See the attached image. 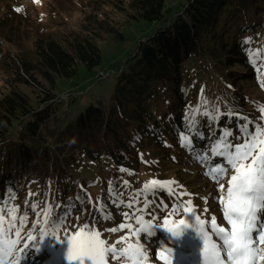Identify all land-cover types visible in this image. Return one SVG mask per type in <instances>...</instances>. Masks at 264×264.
Segmentation results:
<instances>
[{"label":"trees","instance_id":"16d2710c","mask_svg":"<svg viewBox=\"0 0 264 264\" xmlns=\"http://www.w3.org/2000/svg\"><path fill=\"white\" fill-rule=\"evenodd\" d=\"M118 2L125 23L146 19L165 24L138 43L128 66L113 68L119 71L118 82L109 106L91 103L65 126L50 125L60 105L57 79L75 77L81 65L96 69L103 60L101 39H125V23L115 15L100 18L90 12L85 17L88 32L50 34L35 40L31 55L10 53L14 79L0 93V208L19 206L23 213L29 203H36L38 210L46 203L72 206L57 233L77 219L90 224L93 213L100 223L106 214L108 220L116 219V202L126 191V180L144 189L134 176L138 165L149 161L153 167L162 158L167 159L160 160L162 165L176 163L185 152L175 157L176 148L183 145L178 141L182 131L196 136L194 143L217 125L204 112L240 111L253 122L264 115L259 111L264 105L259 75L264 73V0H188L170 19L165 15L167 0ZM3 56L1 50L0 59ZM238 69L240 81L253 80L255 88L238 87ZM16 79L38 87L45 105L38 107L31 95L14 87ZM238 88L240 92H234ZM233 117L242 122L227 115ZM229 126L217 129L236 131V126ZM39 139L45 143L36 142ZM147 190L150 196L155 193L153 186ZM30 192L35 195L30 197ZM31 244L26 254L32 249L49 253L46 242Z\"/></svg>","mask_w":264,"mask_h":264},{"label":"rangeland","instance_id":"374dc122","mask_svg":"<svg viewBox=\"0 0 264 264\" xmlns=\"http://www.w3.org/2000/svg\"><path fill=\"white\" fill-rule=\"evenodd\" d=\"M127 1V0H126ZM188 0H167V9L165 11L166 18H173L177 12L181 11L184 4ZM93 3L96 7H93ZM118 0H0V51H3V58L0 59V93L5 89H8L12 82L10 75L12 72L11 68V58L10 53L16 56H23L24 54L34 53L35 40L39 37L48 36L50 34L57 35L58 32L62 34L63 31H74V32H88L89 23L86 21L85 17L89 15L90 12L96 13L100 18L115 15L117 19L125 23V14L120 11ZM19 8L20 11L15 9ZM124 16V18H123ZM122 19V20H121ZM165 21L162 20H146L133 19L127 21L124 26L123 33L125 39H114L109 38L103 40L101 39L100 45L102 48L103 60L102 63L94 70H89L86 65H81L79 73L72 78L59 77L57 79L56 92L59 98V104L57 106L56 117L52 119L50 123L51 126L57 125L58 127L65 126L71 118L77 117V115L83 111L91 103L95 104H105L110 105L113 95L115 93L116 84L118 82V73L114 71L113 68H120L125 65L127 59H131L136 52L138 43L150 35H152L159 26L164 25ZM110 37V36H109ZM100 39V38H99ZM128 66V64L126 63ZM111 73V75H110ZM238 79L236 82L242 84L238 87L243 89L246 85H251L254 83L252 80L240 81L243 79V75L238 73ZM110 75V76H107ZM261 79V87L264 85V73L259 71ZM42 79V77H40ZM235 80V79H234ZM16 83V84H15ZM14 87L25 91L31 95L34 104L38 107L45 105L46 101L43 102L44 94L38 87L29 85L25 82H18L17 79L13 82ZM255 84V83H254ZM255 88L254 86H252ZM214 89V87H212ZM235 89L234 92H240V89ZM210 95V93H209ZM261 100L264 102V92L260 91ZM210 106V105H209ZM213 107L210 106V109ZM229 111L225 109H220L217 113H227ZM215 113V115L217 114ZM237 113V112H236ZM240 114V111L238 112ZM253 114V113H252ZM173 119V117H172ZM217 125L209 128L205 131V139H196L192 143L191 147L187 145L178 146L175 150V157L182 151L184 156L180 159L176 158V163L165 165L159 162L153 167L150 165L151 162L148 161V165L140 164L137 168V174H134L137 178L138 184L144 186L141 189L132 183L129 179L126 180V191L121 194L120 199L116 202V206L119 210V216L116 219L108 220L103 219L102 223L97 221L94 216H92V222L89 224L91 228H94L101 232V239L106 240L109 243L115 242L119 236L128 235V230H121L116 233H111L106 231L107 229L118 227L119 224L132 223L133 227H137L135 221V215H143L145 220H152L153 225H163L165 218L169 221V226H173L178 223L181 219L192 223L193 220L189 219L191 213H184L183 206L177 208L173 211V205H182L183 202L192 200V207L196 209L197 215H200L201 219L206 221L204 227L205 230H210V219L214 214L217 217V223L229 227L227 222L223 220V206L219 204L215 197L219 194L218 184L216 181L212 180L210 176L204 175L208 169L206 164L208 162L221 163L222 158H213L210 155L209 145L215 143V136L213 132L222 133L223 129H217L218 125L221 127L226 125L230 127L229 124L236 126L239 124L235 120L227 119L226 116H221L219 120L215 121ZM229 122V123H228ZM53 128V127H52ZM224 128V127H223ZM61 128L57 129L60 130ZM229 130V128H228ZM198 132H200L198 130ZM184 135L189 136L191 141L195 138L188 131H182ZM55 138V137H54ZM54 138H52L51 150L52 154H56V147L54 146ZM178 141L181 142L180 137ZM176 141L171 144H177ZM36 142H44L39 139ZM45 143V142H44ZM49 144V142H46ZM150 155L153 149L150 151ZM164 158L168 157L163 151H161ZM208 154V161L202 164L198 158V154ZM63 159V156H61ZM154 160H157L154 158ZM140 166V167H139ZM96 172V170L94 171ZM163 173V175L161 174ZM166 176V177H161ZM91 176V175H90ZM229 175H224L219 183L225 184V189L227 188V181ZM175 181L176 183L171 185L176 193L186 192L192 195H185L179 200L175 196H169L166 189H159L153 186L155 193L150 196L149 191L145 189V185L149 181ZM149 186H152L149 184ZM148 186V187H149ZM207 198L205 200L204 198ZM145 199L153 201L149 204L148 208L142 212L138 209L143 207V201ZM140 201L136 203L131 209L128 207V201ZM164 205H167L165 207ZM207 208V212L204 209ZM130 213L129 219L125 220L123 213ZM22 214L20 211L16 213L17 216ZM135 214V215H134ZM29 219L25 221L26 226L33 223L35 217L31 213L28 214ZM10 219V215H5V222ZM86 222L77 219L72 227H67L66 229L57 233L60 239H65L66 236L72 235L80 227H83ZM31 226L26 227L25 231L30 230ZM155 236H153L150 242L146 241L144 234L139 236L140 242L144 243L145 248L149 253V264H165L157 257V252L160 247H171L173 248V255L171 256L172 264H201L202 257L200 248L202 247V242L199 236L192 229H188L185 236L180 238L177 243L174 238H170V233L164 227H154ZM33 235L38 237V231H33ZM137 237L131 236L128 242H135ZM213 239L215 237L213 236ZM48 242V237H45V241ZM30 244L33 242H29ZM122 245H118L120 247ZM23 247V242L17 247V252L19 253L20 248ZM65 247L62 245H55L53 250H48V254L45 255L44 252L36 253L34 249L30 251L26 257L22 253L21 264H68L65 258ZM35 258H37L35 260ZM109 264H113L109 257Z\"/></svg>","mask_w":264,"mask_h":264},{"label":"snow or ice","instance_id":"6c2138e0","mask_svg":"<svg viewBox=\"0 0 264 264\" xmlns=\"http://www.w3.org/2000/svg\"><path fill=\"white\" fill-rule=\"evenodd\" d=\"M15 10L20 11L19 8ZM249 42L250 38L244 42V46L247 47ZM251 62H256L255 55ZM259 111L264 113V105ZM224 115L236 116L242 122L235 132L229 131L228 128L222 133L213 132L215 143L209 145L210 155L213 158H222V162H208L206 164L208 170L203 174L210 176L218 184L219 194L215 199L223 206V220L229 227L218 224L217 217L213 214L210 219L211 231L205 230L206 221L197 215L196 209L192 207V200H188L182 205H173V211L183 206L185 214H192L189 218L193 220L192 223L181 219L173 226H169V221L165 218L163 225H153L151 219L145 220L143 215L134 214L137 227L134 228L132 223L122 222L118 227L106 230L111 233L128 230V235L119 236L115 242L109 243L101 239V232L91 228L89 224L80 227L65 239H60L57 232L63 227L72 206L66 208L61 202L46 203L43 209L38 210L36 203H29L28 210L17 216L19 206L7 208L5 204L4 208H0V264H21V254L31 249L33 245L29 242L37 240L33 235V231L37 229L40 232L41 244H44L45 237H48L45 246L49 250H53L57 244L65 247L68 264H109V257L113 264H149L148 250L138 238L144 234L146 241L150 242L155 236L154 227H164L170 233V238H174L177 243L188 229H192L202 242L201 264H264V115L253 122L247 116L238 113L212 115L204 112L205 117H210L214 121ZM191 124L194 126L195 121H191ZM199 138L206 137L200 135ZM180 139L183 145L192 146L189 136L181 133ZM197 158L204 164L208 161V154H198ZM224 175H229L226 189L225 184L219 183ZM175 183L152 180L145 185V189L149 184L166 189L169 196H175L178 200L185 195H192L186 192L176 193L171 187ZM34 195L29 193L30 197ZM2 199L0 197V200ZM204 199L207 200L206 197ZM136 203L140 201H128L129 209ZM151 203L153 201L145 199L143 207L138 211H144ZM207 211L205 208L204 212ZM28 212L34 215L35 220L31 224V229L25 231V221L29 219ZM5 215H10L7 223ZM129 216L130 213H123L125 220L129 219ZM104 218H109L108 214ZM131 236L137 237L135 242H128ZM22 242L23 247L18 253L17 247ZM173 251L171 247H160L156 255L165 264H172Z\"/></svg>","mask_w":264,"mask_h":264},{"label":"bare ground","instance_id":"6f19581e","mask_svg":"<svg viewBox=\"0 0 264 264\" xmlns=\"http://www.w3.org/2000/svg\"><path fill=\"white\" fill-rule=\"evenodd\" d=\"M153 230H154V232H156L155 229H153Z\"/></svg>","mask_w":264,"mask_h":264}]
</instances>
